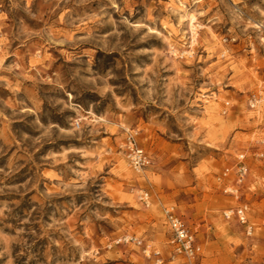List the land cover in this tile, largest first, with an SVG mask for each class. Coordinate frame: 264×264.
<instances>
[{
  "label": "rangeland",
  "instance_id": "rangeland-1",
  "mask_svg": "<svg viewBox=\"0 0 264 264\" xmlns=\"http://www.w3.org/2000/svg\"><path fill=\"white\" fill-rule=\"evenodd\" d=\"M0 264H264V0H0Z\"/></svg>",
  "mask_w": 264,
  "mask_h": 264
},
{
  "label": "built area",
  "instance_id": "built-area-1",
  "mask_svg": "<svg viewBox=\"0 0 264 264\" xmlns=\"http://www.w3.org/2000/svg\"><path fill=\"white\" fill-rule=\"evenodd\" d=\"M257 100L251 101V107H255ZM124 147L128 152L132 166L140 170L150 163V158L145 149L139 144L137 139V132L135 130L127 129L126 137L124 141ZM240 165L236 169V175L239 177V181H243L245 176L248 174V167L243 161L244 155L240 156ZM227 169L224 173L225 176L229 175ZM231 190L232 193H236L238 190L227 188L226 191ZM140 199L149 205L151 202L149 192H141ZM164 214L166 224L169 227L171 233L170 244L173 246L174 251L177 255L186 257L189 261L195 259L201 254L202 247L197 240L195 232L187 225L183 217L177 212L175 207H165ZM224 216L227 219H236L241 225L246 228L247 233L253 234L254 225L251 223L249 217V206L248 204H241L237 207L230 208L224 211ZM129 240V239H127ZM145 251H148V247ZM159 254V252H155Z\"/></svg>",
  "mask_w": 264,
  "mask_h": 264
},
{
  "label": "bare ground",
  "instance_id": "bare-ground-1",
  "mask_svg": "<svg viewBox=\"0 0 264 264\" xmlns=\"http://www.w3.org/2000/svg\"><path fill=\"white\" fill-rule=\"evenodd\" d=\"M189 18H190V27H191V31H192V36L195 37L197 35V25H196L197 17L194 14H192V15H190Z\"/></svg>",
  "mask_w": 264,
  "mask_h": 264
}]
</instances>
